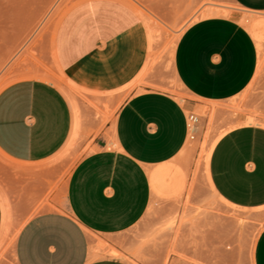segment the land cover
<instances>
[{"label":"crops","instance_id":"obj_1","mask_svg":"<svg viewBox=\"0 0 264 264\" xmlns=\"http://www.w3.org/2000/svg\"><path fill=\"white\" fill-rule=\"evenodd\" d=\"M149 1L190 5L189 10L198 5V0ZM232 1L243 10L264 12V0ZM251 34L224 16L188 26L174 55L175 73L189 95L182 101L163 91L136 92L149 43L135 8L122 0H83L71 8L57 25L53 47L65 81L84 95L74 97L90 125H98L90 104L106 113L104 105L133 92L94 136L95 152L72 171L66 212L47 207L30 216L17 235L12 264H132L135 244L127 233L146 215L169 163L187 146L198 101H229L255 80L259 49ZM73 127L71 99L53 83L19 80L0 92V153L13 165L0 194V235L6 200L18 211L50 203L51 171L45 164L70 142ZM209 180L227 204L263 209L264 126L244 124L226 132L211 152ZM254 264H264V230Z\"/></svg>","mask_w":264,"mask_h":264},{"label":"rangeland","instance_id":"obj_2","mask_svg":"<svg viewBox=\"0 0 264 264\" xmlns=\"http://www.w3.org/2000/svg\"><path fill=\"white\" fill-rule=\"evenodd\" d=\"M81 1L0 0V92L25 79H41L59 86L71 99L75 130L70 142L45 164L51 171L50 203L32 211H18L12 210L6 200L0 264H12L17 235L30 216L47 207L66 212L65 192L72 171L83 157L95 152L94 136L133 92L130 89L113 106L104 105L106 113L99 105L90 104L95 111L93 120L98 123L93 127L88 121L90 116L75 101V94L84 95L65 81L56 63L53 42L58 23ZM122 1L140 14L149 43V56L143 75L135 83L136 92L151 89L167 92L182 101L189 99L175 73L177 43L192 23L222 16L217 15L220 11L227 9L228 18L237 20L252 33L259 49L258 73L245 92L226 102L198 101L201 107L191 115L197 118L194 131L198 129L199 134L194 133V139L189 138L185 149L169 163L171 170L155 187L146 215L127 233L135 244V250L129 251V261L254 264L256 243L264 230V208H235L216 196L209 180V162L214 145L230 129L244 124L264 126V12L243 10L232 0H198L193 10H189L190 5ZM12 169L13 165L0 153L1 195ZM176 174H182L184 179H176ZM111 254L118 255L114 250Z\"/></svg>","mask_w":264,"mask_h":264},{"label":"built area","instance_id":"obj_3","mask_svg":"<svg viewBox=\"0 0 264 264\" xmlns=\"http://www.w3.org/2000/svg\"><path fill=\"white\" fill-rule=\"evenodd\" d=\"M190 121H191V126H190L191 133H190V138H191V139H194L193 132H194V125H195L196 122H197V118H196L194 115H191V117H190Z\"/></svg>","mask_w":264,"mask_h":264},{"label":"bare ground","instance_id":"obj_4","mask_svg":"<svg viewBox=\"0 0 264 264\" xmlns=\"http://www.w3.org/2000/svg\"><path fill=\"white\" fill-rule=\"evenodd\" d=\"M211 10V9H210ZM219 11H220V9H218ZM227 10V9H226ZM226 10H224L223 12L222 11H220L219 13H217V15H222V16H229L230 15V13L228 12V11H226ZM212 11V10H211ZM217 11V10H216ZM218 12V11H217ZM208 13H210L209 11H208ZM213 13V12H212ZM214 14V13H213ZM211 15V14H210ZM216 15V14H215ZM247 20H245L244 22H246ZM249 21V20H248ZM190 124V123H189Z\"/></svg>","mask_w":264,"mask_h":264}]
</instances>
